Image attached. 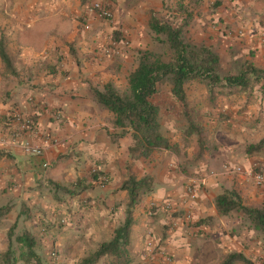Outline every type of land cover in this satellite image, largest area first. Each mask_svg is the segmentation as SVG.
<instances>
[{"label": "rangeland", "instance_id": "374dc122", "mask_svg": "<svg viewBox=\"0 0 264 264\" xmlns=\"http://www.w3.org/2000/svg\"><path fill=\"white\" fill-rule=\"evenodd\" d=\"M95 1L107 2L105 0H0V41L3 42L12 61V69L8 70L0 60V99L4 97L6 91L11 92L14 87H17V79L21 77L20 65L16 59L20 54L17 55L14 46L44 48L45 52L47 48L55 46L58 54L62 52L61 50L66 52V55L63 53L60 55L61 61L68 57L69 60L78 63L79 70L85 69L83 63H88L90 60V64L102 66L106 74L104 78L97 81L86 79L90 90L102 89L105 83H111L119 93L125 92L128 75L136 67L141 51L159 55L165 61L170 60L173 55L168 44L157 41L149 29L148 22L152 15L162 23L181 28L184 38L190 43L214 48L220 55L219 74L222 77L238 74L246 61L254 64L251 59L252 54H248L247 50L243 51V47L240 46H244L245 49L257 43L264 46L262 42L264 33L259 34L257 30L264 26V21L251 18V14H245L244 20L241 17L240 4L231 9L230 19L233 23L225 28V32L218 30L222 32L220 36L214 35L219 41L206 44L204 41L207 40L203 36L199 39L193 38L196 32H193L195 29L192 19L196 15L200 20L213 22L214 19L211 16L219 7L216 5L218 0H110V4L109 2L107 4L114 14L112 22H105L107 27L103 24L99 28L92 29L93 25L88 23L91 21L89 16H93L89 12V6ZM85 10L87 15H84ZM100 22L104 21L100 20ZM223 22H225L224 19L220 23ZM86 24L88 29L85 28ZM248 24H250L249 28L246 27ZM234 25L237 29L233 28ZM256 25L257 28H255ZM99 29L103 31L98 38L96 33ZM160 39H163V36ZM250 39H255L256 42L252 41V44H249ZM88 46H96V49L91 53L84 51V48ZM216 46H225L226 49ZM234 47L236 48L234 51H228ZM88 54L90 56H86ZM50 66L44 71L46 75L51 73V70L56 73L61 70L62 62L58 69ZM63 69L61 74L68 73V70ZM90 73L91 71H88L84 74ZM21 81L27 82L23 79ZM34 86L33 90L37 85L34 84ZM184 88L185 108L176 99L167 97V94L171 92L169 83L163 82L158 85L157 96L161 98L158 100V107L163 109L160 117L163 123L161 132L176 145V151L169 153V158L178 160L176 167L173 164L169 168L176 169L177 174L181 173L188 179L203 171L206 174H218L214 178H225L219 194L223 189L232 190L236 181L241 179L238 175H224L225 166L264 169V149L253 155L246 153L248 145L255 144L264 137V82L251 78L245 89L215 86L212 88L213 92H210L205 81L195 78L187 82ZM19 90L23 91V87ZM35 101V97L26 100L32 107H39L40 104ZM19 105L21 109L25 108L22 102ZM92 107L95 110L101 108L97 103H93ZM44 109L47 110L48 107L44 105ZM202 109L204 114L197 113ZM56 112L60 111L53 110L51 115L54 117ZM54 120L61 122L62 117L59 120L54 117ZM191 124L200 129L199 133H187ZM129 158L132 159L130 156ZM79 166L80 170H86L88 163L82 159ZM154 175L157 178L154 188L163 185L164 182L157 172ZM129 176L134 175H130L128 171L126 179ZM12 180L15 179H3L0 176V206L6 204L12 206V211L0 221V264H3L1 256L7 251L8 234L14 225L11 242L14 256L17 258L16 264H35L34 262L26 263L19 258L20 253L25 249L20 247L16 238L26 231L35 239L34 251L43 264H79L83 257L96 249L98 242L94 236L93 238L78 237L77 234L74 237L77 239L76 242L72 243V232L78 231L77 227L64 229L68 224H73V221L65 209L69 205V195L63 190L58 188L50 190L48 185H39L34 187L33 192H30L31 189L29 192L21 193L15 191V181ZM244 182L251 186L247 180ZM201 191L198 192L197 197ZM121 192L123 193L118 195L117 202L118 207L122 209H114L113 213H108V216L111 213L114 217L118 216V226L124 220L127 203V193ZM148 194L142 195L136 210L146 203ZM78 201L79 199H76L75 202ZM171 201L175 205L176 198ZM243 202L247 205L244 200ZM75 204L78 205V203ZM149 204L150 202H147L145 206ZM55 206H61L66 214L55 212L57 210ZM145 206L144 210H146ZM260 206L261 204L257 202L251 203V207ZM146 217L153 219L158 215L148 214ZM64 218H67V223ZM207 218L199 219L204 220L202 226L205 229L196 235L197 241L194 242L198 252L187 264H221L225 257L233 252L242 253L252 264H264V236L255 231L242 215L215 216L210 220ZM53 253L55 256H52ZM122 261L123 259L105 256L97 264H121Z\"/></svg>", "mask_w": 264, "mask_h": 264}, {"label": "crops", "instance_id": "0c3cea01", "mask_svg": "<svg viewBox=\"0 0 264 264\" xmlns=\"http://www.w3.org/2000/svg\"><path fill=\"white\" fill-rule=\"evenodd\" d=\"M218 1L216 4L219 7L215 14L211 16L214 19L213 22L200 20L199 17L194 15L192 19L195 29L193 32H196L194 39L203 36L208 41H204L206 44L219 41L216 36H220L222 32H225V28L233 23V20L230 19L231 9L233 10L238 4H240L241 17L244 20L245 14H251V18L254 17L264 21V0ZM84 15H87L86 10ZM90 19L91 21L88 23L93 25L91 26L92 29L93 27L99 28L103 24L106 27L108 26L105 22L96 19L94 15L89 16ZM222 19L225 22L220 23ZM246 27L249 28L250 24ZM233 28L237 29L235 25ZM255 28H257V25ZM218 30L222 32L220 33ZM257 30H259V34L264 33V26L257 28ZM102 31V29H99L96 37L99 38ZM211 36L214 37L209 38ZM252 41L256 42L255 39H250L249 44H252ZM14 47L17 55L20 54L16 59L20 65L21 77L17 79V87H14L11 92L10 90L9 92L6 91L4 97L0 99V149H3L9 155V157L0 160V176L3 179H15L12 180L15 181V191L21 193L29 192L31 189L30 192H33L34 187L39 185H48L50 190L55 189L58 185L74 187L77 180H81V188L78 190L79 195L74 198L69 197V205L65 207L66 212L69 213L68 216L71 215L70 219H72L73 224H68L64 229L77 227L78 231L72 232V243L76 242L77 239L74 237L77 234L78 237L93 238L94 236L97 238V242L100 243L110 240L113 237L114 229L119 224L118 216L115 215L114 217L112 213L114 209H122V207H118L117 199L118 195L123 193L119 190V187L122 181L126 179L128 171L130 175L137 178L150 175L153 178V190L147 195L146 203L161 202L163 200L171 201L176 198V202H174L175 212L168 213L157 208L150 214L158 215V217L148 219L146 217L149 214L147 211L148 206H145L146 203L143 204L142 208L135 209L127 258L133 263L142 264L190 263L195 253L198 252L197 245L194 242L197 241L195 237L199 231L205 229L204 226L195 224L200 222L199 219L217 216L213 201L221 191V184L225 178L219 179L206 175L200 195L194 202L184 205L182 200L185 198V185L188 178L181 173L177 174L176 169L169 168L173 164L176 167L178 163L177 159L172 160L169 158L168 154L171 152L157 151L147 160H133L129 158L128 152L131 145L129 135L119 139L117 143L110 142L107 132L115 130L111 124L112 116L103 108L95 110L92 107L95 102L92 100L91 90L87 83V80L97 81L105 77L106 74H104L102 66L90 64L89 60L88 63H83L86 68L79 70L78 63L69 60L68 57L61 61L60 55L62 53L66 55V52L61 50L62 52L58 54L55 46L47 48V52L44 48L33 46ZM95 47H85L84 51L91 53L96 49ZM216 47L226 49L225 46ZM240 47H243V51L247 50L248 54H252L251 59L256 67L264 69V46L257 43L255 46H247V49L244 46ZM235 49L234 47L228 51H234ZM86 56H90V54ZM67 61L69 62L66 63ZM60 62H62V69L65 68L68 73L61 74L62 69L57 73L54 70H51L48 75L44 73L50 65L51 68L58 69ZM88 71H91V73L84 74ZM21 79L27 82L23 83ZM34 84L37 86L33 90L35 88V86L33 87ZM21 87H23V91L19 90ZM19 92L20 95H18ZM157 93L151 101L159 106L158 100L161 98H158ZM170 93L167 94V97L173 99L174 97ZM31 97L36 98L35 102L40 104L39 107H32L26 102ZM20 102L24 104L25 108H20ZM44 105L48 107L47 110L44 109ZM53 110H59L62 113L61 122L54 120L51 115ZM162 110L161 108L160 117ZM14 113L33 116V119L39 125V130L44 134L54 135L59 143L49 145L39 157L26 155L20 146L10 144L8 141L2 145L1 138L6 137L8 129L6 127V117ZM197 113L204 114V110L202 109ZM160 123L162 126V121ZM12 127L14 128V124H12ZM37 140L40 142V138ZM169 141L171 140L169 139ZM82 159L88 163L86 170H80L79 165ZM93 169L106 175V184L96 183V175L91 174ZM155 172L164 182L163 185H159L157 188H154L157 181L154 175ZM239 177L241 179L237 180L232 188L240 193L247 205L251 206L253 202L262 205L264 202L261 193L252 183L251 186L246 184L244 177ZM76 199H79V201L75 202ZM75 203H78V205ZM144 206L146 210L143 209ZM55 207H57L55 212L66 214L61 206ZM186 210H189L192 215L190 222H186L184 218V211ZM110 212L112 213L108 216ZM64 221L67 223V218H64ZM149 242L155 248L153 252L148 249L147 244Z\"/></svg>", "mask_w": 264, "mask_h": 264}, {"label": "trees", "instance_id": "16d2710c", "mask_svg": "<svg viewBox=\"0 0 264 264\" xmlns=\"http://www.w3.org/2000/svg\"><path fill=\"white\" fill-rule=\"evenodd\" d=\"M105 4L110 0H105ZM217 5V4H216ZM218 6V5H217ZM148 27L155 35L157 41L168 44L172 51L170 60L165 61L161 56L149 51H141L137 59L136 67L127 78V90L119 93L111 83H105L102 89L91 90L92 100L112 116L111 124L115 129L107 132L111 143H117L119 139L129 135L131 145L128 148L129 156L135 159H149L154 152H175L176 145L161 132L160 108L152 103V97L158 92V85L167 82L171 85L172 96L186 107L185 84L195 78L205 81L206 86L213 92L215 86L223 88L245 89L251 78L264 82V69L257 68L251 61L244 62L238 74L220 76V55L211 46L196 45L187 41L181 28L172 27L160 22L152 15ZM163 36V39L160 37ZM0 60L8 69H12V61L6 52L4 44L0 41ZM117 131V132H115ZM200 129L189 125L188 134L199 133ZM264 149V137L257 143L250 144L246 148L248 155L259 153ZM9 157L3 149H0V160ZM102 174L101 171H97ZM96 179V176H95ZM55 185V184H54ZM57 185V184H56ZM63 190L69 197L79 195L81 180H77L75 186H56ZM127 193L125 217L121 225L113 232V237L108 241L97 244L96 249L83 257L79 264H97L105 256H111L121 264L133 263L127 258V249L130 242L131 229L134 225V210L141 201L142 195L153 190V178L144 176L137 178L129 176L119 188ZM217 216L228 217L233 214L242 215L251 227L264 236V205L251 207L244 204L240 193L234 189H223L213 201ZM12 211V206L6 204L0 206V221ZM212 219L208 217L207 220ZM204 220L195 225H202ZM15 225L9 231V245L7 251L1 256L3 264H16L11 238ZM22 249L19 258L26 262L43 264L35 253V239L29 232L16 238ZM242 262L252 264L242 253L228 254L221 264H234Z\"/></svg>", "mask_w": 264, "mask_h": 264}, {"label": "built area", "instance_id": "2783aa9c", "mask_svg": "<svg viewBox=\"0 0 264 264\" xmlns=\"http://www.w3.org/2000/svg\"><path fill=\"white\" fill-rule=\"evenodd\" d=\"M89 12L98 20L104 22H112L114 18L113 11L111 10L109 4L102 2H92L89 6ZM85 28L88 29V24L85 25ZM264 42V39L262 40ZM108 52V50L106 51ZM55 119L59 120L62 115L60 112H56ZM6 127L7 135L4 138H1V144H5L8 141L10 144L20 146L21 150L29 156L39 157L43 154L44 150L53 144H58L59 140L52 136L51 134H44L39 130V125L32 116H25L23 114L14 113L6 117ZM14 124V128L12 127ZM40 138L39 140H37ZM91 174L96 175V183L103 185L107 183L106 175L99 174L97 170L93 169ZM233 174L244 177L247 181L252 183V185L261 193L262 199L264 201V169L255 170L251 167H242V166H233V167H224V175ZM216 177L218 174L214 173H196L193 177L188 179V182L185 185V198L184 205L190 202L195 201L197 198L198 192L202 190L204 184L205 176ZM162 209L168 213L175 212V206L170 200H163L161 202L150 203L147 211L150 214L155 209ZM184 218L186 222L192 220V215L189 210L184 211ZM150 252L154 251V247L149 242L147 244ZM55 256V253L52 254Z\"/></svg>", "mask_w": 264, "mask_h": 264}]
</instances>
